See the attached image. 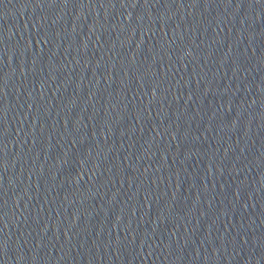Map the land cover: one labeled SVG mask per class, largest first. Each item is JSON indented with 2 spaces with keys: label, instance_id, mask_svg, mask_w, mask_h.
<instances>
[{
  "label": "water",
  "instance_id": "water-1",
  "mask_svg": "<svg viewBox=\"0 0 264 264\" xmlns=\"http://www.w3.org/2000/svg\"><path fill=\"white\" fill-rule=\"evenodd\" d=\"M0 264H264V0H0Z\"/></svg>",
  "mask_w": 264,
  "mask_h": 264
}]
</instances>
